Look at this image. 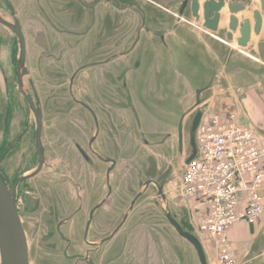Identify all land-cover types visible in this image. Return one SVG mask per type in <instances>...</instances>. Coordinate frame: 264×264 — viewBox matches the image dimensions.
Instances as JSON below:
<instances>
[{"label": "rangeland", "instance_id": "rangeland-1", "mask_svg": "<svg viewBox=\"0 0 264 264\" xmlns=\"http://www.w3.org/2000/svg\"><path fill=\"white\" fill-rule=\"evenodd\" d=\"M117 1L119 10L102 0H0V16L19 23L25 38V60L20 66L17 38L0 24V144L6 107L12 105L10 138L26 131L22 148L29 146L33 151L29 142L35 119L21 91L35 97L42 112L44 165L31 176L28 184L32 188L23 190L26 199L17 208L29 262L48 264L54 259L59 264H74L61 256L64 243L54 236V224L74 211L81 199L82 209L64 225V232H74L88 209L104 199L94 216L93 235L98 226L103 237L109 236L125 214L127 217L103 243L102 264H200L192 245L167 221V212L185 231L197 236L205 247L207 263L214 264V248L191 222L189 205L173 195L185 163V155L177 147L176 125L183 115L185 131L192 115L188 113L195 92L188 82L208 77L210 91L227 84L245 86L247 81L241 75L243 79L255 75L256 61L236 52L226 62L220 56L212 63L214 69L209 68L171 39L170 34L185 25L160 8L173 10L170 2L156 0L157 6L147 0ZM248 5L257 8L255 2ZM135 10L140 15L135 23L138 28L147 24L146 15L156 14L159 17L149 23L156 26L163 19L165 30L131 32ZM102 25L107 32L99 30ZM167 31L169 37L164 38ZM150 32L154 37L145 40ZM78 101L93 110L97 122ZM248 109L250 115L264 121L257 104ZM187 140L185 133L186 150ZM77 147L88 155V161ZM96 154L115 161L108 178L106 169L111 163ZM15 163L16 159L10 162L11 174ZM149 179L163 186L165 200L154 184L144 187ZM28 190L29 194L24 193ZM238 232L243 228L238 227ZM78 239L80 242L81 235ZM239 258L240 264H264V222L252 238L250 251Z\"/></svg>", "mask_w": 264, "mask_h": 264}, {"label": "built area", "instance_id": "built-area-1", "mask_svg": "<svg viewBox=\"0 0 264 264\" xmlns=\"http://www.w3.org/2000/svg\"><path fill=\"white\" fill-rule=\"evenodd\" d=\"M235 113L203 112L195 130L196 154L184 163L173 195L193 202V222L214 248V264H240L229 228L256 225L264 217V135Z\"/></svg>", "mask_w": 264, "mask_h": 264}, {"label": "water", "instance_id": "water-1", "mask_svg": "<svg viewBox=\"0 0 264 264\" xmlns=\"http://www.w3.org/2000/svg\"><path fill=\"white\" fill-rule=\"evenodd\" d=\"M188 4L191 17L194 20H198L199 15L201 16V24L203 28L209 32L215 33L219 30V23L221 20L224 21V17H227V32L225 33V38L228 42L233 41V33L238 31L239 36L235 39L236 44L239 48H245L250 40L251 33L258 35L261 31L262 27V13L264 12V0H259V8H254L251 11V18L253 23L251 24L250 18H245L242 12L244 11V4L241 1L235 0H184L182 3V7L178 13V17H181L182 10ZM227 11L226 13H222ZM0 24L8 28L10 31L14 33L17 38V43L19 47L18 52V63L20 66L24 64L25 60V38L20 28L19 23H11L6 21L4 18L0 16ZM84 66L79 67L76 71H79ZM23 72V70H22ZM19 82V81H18ZM203 89L199 88L195 91V102L193 105V109H195V113L191 120L189 129H188V144H189V154L185 159V163H188L196 154V145H195V130L200 122L202 117V110L200 108L201 100L200 94ZM26 100L29 103V106L32 112L35 114L36 120V129H35V144L38 152V166L34 170V172L26 177L18 178L12 188H9L3 177L0 174V264H30L29 262V252H28V243L26 234L21 222V218L19 216L17 205H16V186L20 183L21 180L29 178L33 175L39 173L42 168L44 157L43 151L40 145L41 139V114L36 113L31 102L30 96L21 91ZM83 107H85L96 120L95 114L93 110L85 103L79 102ZM182 121L183 115L181 116L178 126V139H177V147L178 150H182L183 147V132H182ZM94 140V137L91 139ZM81 154L84 156V152L80 150ZM100 159L104 162H110L111 166L106 169V177H109V173L113 168L115 161L111 158H102ZM154 184L157 188L158 195L162 200H165V194L163 192V186L157 184L154 180H146L144 182V187H147L149 184ZM108 194L111 191L110 185L107 183ZM107 194V196H108ZM141 192L136 194V196L131 201L129 210L132 209L135 200L140 196ZM105 201L104 199L102 202ZM93 210L90 212L89 218L91 219ZM166 219L174 229L176 234L186 240L188 243L192 245L194 248L198 261L200 264H208L207 259L203 250V246L201 245L200 240L197 236L192 233L185 231L181 224L175 219V217L171 216L168 212L166 213ZM127 214H125L121 220V222L117 225V227L110 233L109 236L105 237L103 241H107L111 239L114 234L117 232L119 227L125 221Z\"/></svg>", "mask_w": 264, "mask_h": 264}, {"label": "crops", "instance_id": "crops-1", "mask_svg": "<svg viewBox=\"0 0 264 264\" xmlns=\"http://www.w3.org/2000/svg\"><path fill=\"white\" fill-rule=\"evenodd\" d=\"M148 2H153L155 5L160 6L156 0H147ZM162 2H170L171 8L176 10V8L180 5L182 0H160ZM241 1V0H235ZM251 2H255L259 5L258 0H251ZM135 8H140L135 5ZM160 8H163L160 6ZM175 12V11H173ZM224 11L222 13H226ZM247 12V9L242 12L244 14ZM190 9L187 6L182 14L185 21L180 22V24H184L176 33L173 35L170 34L171 39L178 45L181 49L188 52V55H196L199 57L201 63H203L207 67H212V63L217 61L221 57L224 58L225 62L234 55V53H242L247 57H250L256 61L257 73L255 75L246 76L247 79H243L241 75L242 81H247L246 85L242 84H227L224 89H218L214 91H210V87L206 85L207 81H210L209 78L197 79L192 82H188L189 89L195 92L196 89L202 88L203 91L200 94L201 105L200 108L202 112H206L210 115H222L225 116L228 113H235L239 117V121L249 127H254L257 130L264 131V121L260 122L261 119L258 116H253L249 114L248 107L252 106V104H257L260 110L264 113V12L262 13V27L261 31L258 35L251 33L250 40L245 48H239L236 44L235 39L239 36L238 31L233 33V41L228 42L225 38V33L227 32V17H224V21L221 20L219 23V30L215 33L209 32L203 28L201 22H196L190 18ZM139 17L138 12L135 10L133 13V19L131 18V32L136 33L139 26H136V17ZM159 17V16H158ZM156 14H151L150 17L146 15L148 19L147 24L144 25L140 32H149L156 30L155 32H159L161 30H165L166 21L160 19L159 25H152L149 21L152 18H158ZM174 19V16H172ZM245 18H250L251 24L253 20L251 18V11L248 14H244ZM136 19V20H135ZM169 32L167 31L164 34L165 37H169ZM154 33H151L144 38L145 40L154 37ZM133 35V34H132ZM235 37V38H234ZM224 45V46H222ZM225 47V48H224ZM239 49V50H238ZM233 54V55H232ZM221 56V57H220ZM231 61V60H230ZM208 68V69H209ZM214 69V67H212ZM224 68V66L222 67ZM217 76V75H216ZM262 82V83H260ZM256 83V84H255ZM255 84V85H254ZM223 90V91H222ZM223 92V93H222ZM182 154L185 155L184 159H186L189 151L186 150V146L182 149ZM189 210L191 211L190 220L195 221L196 219V209L193 202H188ZM264 222V217L261 222L256 225H249L244 221L237 222L233 224L228 232V239L231 241L233 248L236 253L239 255H245L250 251L251 241L254 237L257 228L262 225ZM193 223V222H192ZM238 227L243 228V232H238ZM207 244L210 242L207 241ZM210 245V244H209ZM203 246V245H202ZM212 247V244L211 246ZM205 253V247H203ZM206 256V254H205ZM207 259V258H206Z\"/></svg>", "mask_w": 264, "mask_h": 264}, {"label": "flooded vegetation", "instance_id": "flooded-vegetation-1", "mask_svg": "<svg viewBox=\"0 0 264 264\" xmlns=\"http://www.w3.org/2000/svg\"><path fill=\"white\" fill-rule=\"evenodd\" d=\"M102 1L105 3L111 2L119 10V2L117 0H102ZM183 1L184 0L181 1L180 5L176 8V10H169L168 8L166 9L164 7L162 8L164 10L169 11L171 16H174L176 23H180V22L185 21L182 15H181V17H178V13L182 7ZM247 1L248 0H241V2H243V4H244V10L247 9V11L250 12L254 8H249L248 4H251L252 2L249 3ZM187 6H188V4L185 6V8ZM185 8L182 10V14H183ZM257 8H259V5H257ZM173 11H175V12H173ZM190 14H191V12H190ZM190 18L194 20V18H192L191 15H190ZM194 21H196L197 23L201 22V16L199 15L198 20H194ZM142 27H143V25L141 26V28ZM104 28L106 31L103 30V25L100 26L99 30L107 32V27L104 26ZM141 28H138L137 31L139 32V29H141ZM29 96H30L31 102L33 104V107L35 109V112L41 114V135H42V112H41V109L39 108V106L37 105L35 97L32 98L31 95H29ZM23 97H24V95H23ZM25 101L28 104L29 109L31 110L29 103L26 100V98H25ZM78 103H79V101H78ZM11 106L12 105H8V107H6V111H5L6 114H5V119L3 118V127H2L3 135L1 138V144H0V164L3 162V168H0V174L3 177L4 181L6 182V184L8 185L9 188H12L14 186V184L18 178H21V176H24L26 173L36 169V167L38 166V152H37V148H36V144H35L36 120H34L35 127H34L33 137L31 136L30 142H29L30 146L33 147V151H30L29 146H25L22 148V143L24 141L23 136L26 133V131L24 133L21 132L22 135H18L15 139L10 138V127H11L10 108H11ZM190 113L192 115L190 117L188 125L186 126L185 131L183 129V121H182L183 140L185 137V133L188 137V129H189L191 120L193 118V115L195 113V111H193V108L190 109L188 114H190ZM33 115H34V119H35V114L33 113ZM183 119H184V116H183ZM95 122H97V118H96ZM0 125H1V120H0ZM177 126H178V123L176 125V135H177V139H178ZM187 144H188V142H187ZM40 145H41V139H40ZM77 148H78L79 153L82 156V158H84L85 160L88 161L89 160L88 155L80 147H77ZM89 148L91 149V146H89ZM182 149H183V147H182ZM189 149L190 148H189V144H188V151H189ZM80 150H82L84 152V154H85L84 156L81 154ZM96 156L100 159L99 155L96 154ZM43 157L45 160L44 152H43ZM15 159H16V163H15L16 165H15L13 174H11L9 172L10 162L12 160H15ZM43 165H44V162H43ZM31 179H33V177L21 180L20 183H18L16 186L15 198H16L17 208L23 203V197L26 199V197L24 196L25 194L22 193L23 190L32 188L28 184V181ZM24 193L29 194L30 192L28 190V191H24ZM102 200L99 203L92 205L88 209L87 217L82 222H80L78 224L77 228L73 230L74 232H71V231L67 232V233L64 232L63 231L64 225L68 221L73 219L82 209L83 201L81 199L79 200L80 205L78 204L77 208L74 211L70 212L68 214V216L62 218L61 220L57 221L54 224V236L57 237V239L60 242L64 243V247L61 250V256L67 261V263L70 262V263L75 264L77 262H82L83 264H102V260H103L102 259L103 258L102 246H103V243L105 242V241H103V239L105 237L102 236V228L101 227L98 228V226H96L95 235H93V233H91V231H90L92 228V225H93L95 213L102 206ZM91 210H93V212H92L91 219H90L89 216H90ZM62 227H63V229H62ZM81 230H82V233H79ZM24 231H25V229H24ZM80 235H81V241L79 242L78 238ZM90 237H92V239ZM93 237H95V239H93ZM57 239L55 240V242L56 241L58 242ZM56 244L57 243H55L52 247L56 248L57 247ZM81 244H82L83 248L80 246ZM53 248H52V250H56ZM52 252L54 253V251H52ZM236 254H237V258L240 259L239 257L241 256V254L240 255L238 253H236ZM177 259H178V256H177ZM52 260L49 259L48 264H51V261H52V264H59V263H57L56 260H54V259H52ZM41 264H42V262H41Z\"/></svg>", "mask_w": 264, "mask_h": 264}, {"label": "bare ground", "instance_id": "bare-ground-1", "mask_svg": "<svg viewBox=\"0 0 264 264\" xmlns=\"http://www.w3.org/2000/svg\"><path fill=\"white\" fill-rule=\"evenodd\" d=\"M235 38V37H234ZM232 42V41H231ZM239 50V49H238Z\"/></svg>", "mask_w": 264, "mask_h": 264}]
</instances>
